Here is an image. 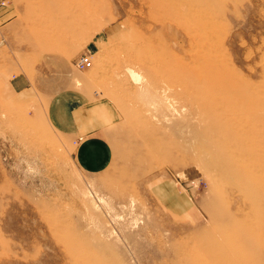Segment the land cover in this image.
<instances>
[{
    "label": "rangeland",
    "instance_id": "374dc122",
    "mask_svg": "<svg viewBox=\"0 0 264 264\" xmlns=\"http://www.w3.org/2000/svg\"><path fill=\"white\" fill-rule=\"evenodd\" d=\"M24 5L0 67L40 92L0 98V264H264V0ZM97 104L89 172L72 111Z\"/></svg>",
    "mask_w": 264,
    "mask_h": 264
},
{
    "label": "crops",
    "instance_id": "0c3cea01",
    "mask_svg": "<svg viewBox=\"0 0 264 264\" xmlns=\"http://www.w3.org/2000/svg\"><path fill=\"white\" fill-rule=\"evenodd\" d=\"M28 0H0V28H31L28 17L34 10L33 6L26 8ZM33 25V24H32ZM31 26V27H30ZM34 28H37L35 24ZM66 57V55H65ZM52 60V57H50ZM55 64L59 57L54 55ZM66 59H70L66 57ZM50 60V61H51ZM42 61L39 63H47ZM33 65V64H32ZM11 75L10 71L0 67V98L8 100L12 105L25 107L31 105L38 96L40 86L34 84L33 67ZM96 105V103H95ZM104 104L97 106L78 105L72 111V122L75 134H84V140L77 147V159L80 165L89 172H103L113 159V146L108 140L109 124L112 115Z\"/></svg>",
    "mask_w": 264,
    "mask_h": 264
},
{
    "label": "built area",
    "instance_id": "2783aa9c",
    "mask_svg": "<svg viewBox=\"0 0 264 264\" xmlns=\"http://www.w3.org/2000/svg\"><path fill=\"white\" fill-rule=\"evenodd\" d=\"M93 66V59L91 56H81L78 61L76 62V67L79 70H86Z\"/></svg>",
    "mask_w": 264,
    "mask_h": 264
}]
</instances>
